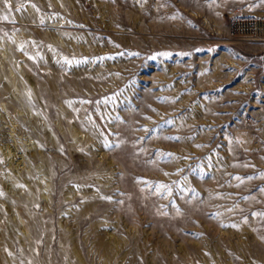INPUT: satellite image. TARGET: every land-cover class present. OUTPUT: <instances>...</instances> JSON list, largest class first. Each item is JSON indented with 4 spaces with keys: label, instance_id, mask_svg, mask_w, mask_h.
I'll use <instances>...</instances> for the list:
<instances>
[{
    "label": "rangeland",
    "instance_id": "rangeland-1",
    "mask_svg": "<svg viewBox=\"0 0 264 264\" xmlns=\"http://www.w3.org/2000/svg\"><path fill=\"white\" fill-rule=\"evenodd\" d=\"M263 101L264 0H0L3 263L264 264Z\"/></svg>",
    "mask_w": 264,
    "mask_h": 264
},
{
    "label": "bare ground",
    "instance_id": "bare-ground-1",
    "mask_svg": "<svg viewBox=\"0 0 264 264\" xmlns=\"http://www.w3.org/2000/svg\"><path fill=\"white\" fill-rule=\"evenodd\" d=\"M17 80H18V78H17V76L15 75V73L13 72V70L12 69H10L9 70V73H8V75H7V85L6 86H4V89L5 90H8L9 88L10 89H15V90H19L20 91V89L18 88V82H17ZM4 146V145H3ZM14 150V149H13ZM3 153H4V155H6L7 156V158H8V160H9V165H11L12 167H14V166H17V165H19V164H21V162L20 161H18V162H16V160H14V155H13V151H12V149H10L9 147H8V149L7 150H3ZM24 162V161H23ZM11 182V181H10ZM14 182V181H13ZM9 183V182H8ZM20 183V182H19ZM22 186V185H21ZM19 187V186H18ZM33 190H35V189H33ZM30 192V191H29ZM8 197H9V195H8ZM3 199V198H2ZM9 199V198H8ZM6 200V199H5ZM10 200V199H9ZM19 200H21V199H19ZM11 201H12V199H11ZM15 201V200H14ZM24 201V200H23ZM1 202H2V200H1ZM4 202V201H3ZM6 202H8V201H6ZM13 202V201H12ZM17 203L14 205V206H16L18 209L20 208L21 209V205L23 206V204H24V202H21V201H16ZM15 203V202H14ZM11 204L12 203H10V204H7L6 205V212H9L10 211V208H11ZM28 206V205H27ZM24 208V207H23ZM28 208V207H27ZM2 207H1V203H0V221H1V214H2ZM11 210H13V209H11ZM23 210V209H22ZM25 212V211H24ZM14 213V212H13ZM29 213V212H28ZM8 215V214H7ZM6 215V216H7ZM13 215V214H12ZM28 215V214H27ZM15 217H16V215H15ZM12 219V218H11ZM13 219H15V218H13ZM21 220V219H20ZM11 221V220H10ZM13 221V220H12ZM18 221V220H17ZM9 221H7V223H8ZM16 222V221H15ZM26 222V221H25ZM3 224V223H2ZM1 222H0V235H3V236H1V237H4L5 235H6V232L4 233V228L3 227H1ZM12 224V223H11ZM21 224H22V226H21V232H23L24 234L25 233H29V230L26 228L27 227V225L29 224H24V225H26V226H24L23 225V220H21ZM13 225V224H12ZM32 226V225H31ZM7 229V228H6ZM9 229V228H8ZM18 229V228H17ZM11 230V229H10ZM13 230V229H12ZM19 230V229H18ZM17 230V231H18ZM27 230H28V232H27ZM21 232H18L19 233V235H20V233ZM28 235V234H27ZM6 237V236H5ZM10 238H11V236H9ZM25 237V236H24ZM8 238V237H7ZM10 238H8V240H5V238H4V240L5 241H7V242H9L10 244H11V240H10ZM75 249H78V248H75ZM74 249V253L77 255V256H79V253H78V251L77 250H75ZM80 250V249H79ZM80 252V251H79ZM11 255V254H10ZM9 254H8V259H9V261L11 260V256H10ZM81 256V255H80ZM79 256V257H80ZM80 258H82V257H80ZM82 261V260H81ZM0 264H4L3 263V257H1L0 256Z\"/></svg>",
    "mask_w": 264,
    "mask_h": 264
},
{
    "label": "trees",
    "instance_id": "trees-1",
    "mask_svg": "<svg viewBox=\"0 0 264 264\" xmlns=\"http://www.w3.org/2000/svg\"><path fill=\"white\" fill-rule=\"evenodd\" d=\"M242 19V18H240ZM245 20V19H243ZM243 20H238V21H243ZM232 31L234 34H246V35H251L255 33V25L251 23H243V24H237L235 22L232 23Z\"/></svg>",
    "mask_w": 264,
    "mask_h": 264
},
{
    "label": "snow or ice",
    "instance_id": "snow-or-ice-1",
    "mask_svg": "<svg viewBox=\"0 0 264 264\" xmlns=\"http://www.w3.org/2000/svg\"><path fill=\"white\" fill-rule=\"evenodd\" d=\"M7 6H8V5H7V3H6V7H7ZM4 19H7V17H4ZM66 63H70V61H66ZM175 139H179V138L177 137V138H175ZM160 187H161V188H165L166 186L161 185ZM261 191H264V189H262ZM0 195H2V193H0ZM254 215L264 216V213H257V214H254ZM233 227H235V225H234Z\"/></svg>",
    "mask_w": 264,
    "mask_h": 264
},
{
    "label": "built area",
    "instance_id": "built-area-1",
    "mask_svg": "<svg viewBox=\"0 0 264 264\" xmlns=\"http://www.w3.org/2000/svg\"><path fill=\"white\" fill-rule=\"evenodd\" d=\"M262 110L264 111V101H263V104H262Z\"/></svg>",
    "mask_w": 264,
    "mask_h": 264
}]
</instances>
